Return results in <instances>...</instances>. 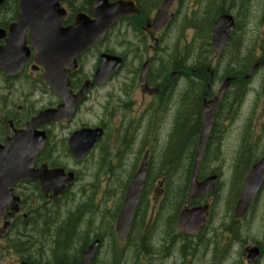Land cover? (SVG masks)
<instances>
[{"label": "flooded vegetation", "instance_id": "1", "mask_svg": "<svg viewBox=\"0 0 264 264\" xmlns=\"http://www.w3.org/2000/svg\"><path fill=\"white\" fill-rule=\"evenodd\" d=\"M110 1L115 2L118 0ZM132 1L135 2V5L130 10L134 13L120 19V23L124 27L121 30V42L123 45H116L115 42L120 40L116 37L113 38L110 34L105 40L95 43L87 53L78 59L79 68L70 75V88L73 93H78L86 82H92L91 90L87 93L79 109L99 90H101V94H107L110 90L111 81L117 80L114 76L110 77L104 84L93 82V76L102 54H118L123 59V68L129 67L130 72L134 75L149 58V51L154 46L151 35L153 31L146 29L148 22L153 20L160 7V2L158 0ZM178 2L180 1L178 0ZM62 4L68 10L65 26L72 24L79 12L94 17V7L89 0H62ZM78 4V10H75ZM179 6L180 3H177L174 9L176 20L178 14H180L178 10ZM249 27L250 25H248ZM166 28H164V31L154 34L157 37L158 46L149 63L148 75L151 72V64L161 58L159 55L160 50L164 48L168 49L171 46L172 33L168 31V37H163L164 32L167 30ZM192 35L193 31L191 32L190 30L184 33L185 43L183 50L185 51L184 56L188 57V64L190 63L189 57H191L189 43ZM248 40L250 41V38ZM248 55L250 56V48H248ZM203 56H206V52H203ZM248 64L249 73L250 61ZM202 66H204V69L202 70L203 77H200L201 85H197L196 88L198 90L204 87V89L197 95L195 112L191 110V82L190 78H187L185 83L186 90L184 91L181 103L182 110L178 112L176 120L173 121L175 124H173L174 132L181 131L182 144H195L197 135L199 140L200 133L203 130L206 108L211 106L210 102L218 94L225 79L232 77L231 86L216 109L208 141L209 147L221 144L230 146V142L226 139L227 137L224 140L222 139L221 133H228V126L223 127V125L225 121H228L229 124L235 118L239 106V94H250V77L246 83L242 80V85L240 86L238 82L240 74H237L238 69L235 68L230 71L227 62L224 63L223 60H220L217 63V67L213 70H210V65L203 64ZM190 70H187L188 74H190ZM42 73L43 70L33 67V63L30 60L26 64L24 71L16 77H7L4 76L3 72H0V76H3L0 78V145H5L8 142L6 151H9L13 146L16 132L25 129L33 116L42 110L57 108L63 102L62 97L57 95L49 85L42 81ZM28 85L32 86L33 92L30 89L26 91V86ZM131 85L135 90L137 89L135 79L131 80ZM173 86L174 83L170 82V94L174 97L175 91L172 90ZM36 91L38 99L32 101L28 97L32 93H36ZM177 105H180V102L170 104L173 120L175 119ZM71 123L64 119L42 127V129H45L50 134L48 143L51 142L52 137L56 138L59 142L58 145L55 143L54 146L50 143V147L49 145L47 146L48 143L46 144L38 154V164L48 163L51 166L54 164L55 167L64 166L65 164H62L60 159L65 154H68L71 160L74 161L68 146L69 135L75 129L88 126V124L83 123L81 126L77 124L73 131L65 133L63 127ZM96 126L102 127L105 130L107 123L101 119ZM149 139L151 138L148 132L147 142ZM246 141H248L247 147L250 150V132L249 138ZM60 142L64 149L60 147ZM0 155H2V152H0ZM233 161H243V158H234ZM74 162L76 163V161ZM248 171H250V164ZM198 177L202 180L208 176L200 175ZM168 184L172 186L177 185V190L173 188L172 190L176 191L175 193L179 192L181 194L180 201L185 197L182 207L186 204H189L191 207L201 205L208 207V215L203 227L193 229L192 231L181 229L178 222L181 211L178 213V206H181L182 203L179 202L178 206L176 205L177 207L170 205L172 199L168 198V188L166 186ZM223 185V180L217 177L213 194L203 195L192 202H188L186 198L188 187H190L188 177L184 176L182 178L178 175L174 176L165 173L155 174L150 169L129 233L124 240H119L123 263L264 264V225L260 226L257 225L259 222L250 221V209L246 220H232L228 215H223L222 208L219 206L220 196H218L222 191ZM23 186V184L18 185L17 190L25 191ZM126 192V189L118 191V194L121 196V205L125 202ZM111 227L112 223L110 221L103 220L96 222L94 216L88 233L93 240L99 239L101 244L102 242L104 244L110 243L115 237V231ZM69 239L70 241H74L73 238Z\"/></svg>", "mask_w": 264, "mask_h": 264}, {"label": "water", "instance_id": "2", "mask_svg": "<svg viewBox=\"0 0 264 264\" xmlns=\"http://www.w3.org/2000/svg\"><path fill=\"white\" fill-rule=\"evenodd\" d=\"M175 0H166L163 8L158 14V20H161V25L166 21L165 17L169 15L170 8L172 7ZM59 0H21L20 10L21 13L18 17V22L10 26V34L7 40L6 46L0 47V67L4 68L8 73L16 74L21 70L25 60L30 54V50L26 47V31L28 26L31 27V41L34 43L37 54L35 61L40 65L44 66L46 75L51 78L53 77L54 82L60 83L58 75L63 74L61 78L65 80L66 72L64 66L69 65L74 67L75 55H79L88 43H83L82 34L86 30H95L96 32H104L107 28L115 22V19L119 17L123 12L121 3L117 5H110L106 0H96V14L97 19L89 21L83 19L79 21L78 26H74L66 31L67 39L62 42L56 43V37L49 31L55 30L54 22H56L55 14H58ZM4 3V0H0V6ZM126 13V12H125ZM53 14V16L48 15ZM232 17L223 16L220 17L216 24L213 36V46L220 51L222 46L225 44L232 30ZM79 29V30H78ZM78 30V31H77ZM5 31L0 29V38H2ZM110 60V59H109ZM109 60L106 61L104 58L101 61L100 69L97 73V78H102L106 73L109 72L111 64ZM66 83V82H65ZM56 111H46L39 115V118L33 119L29 124L31 127H36L44 121L57 118ZM28 135V134H27ZM40 140L37 144H34L32 138L20 140V150H17L11 154L13 158L10 162L8 175H4L1 178L3 191L0 193V215L6 216L5 214L7 205L12 204V212L8 215L13 217L14 213L18 211V198H13L12 203L7 202V197L11 196V186L19 178L24 176H32L34 173L41 178L43 188L46 191H53L54 195L63 193L71 184L73 176L69 174L67 179H63L64 172L61 169L47 170L42 167L38 170L33 171L34 158L38 150L42 147L45 142L44 133L41 134ZM30 136V135H28ZM25 136V137H28ZM100 132L98 130L83 129L73 134L70 139L71 147L73 152L77 155L84 154L90 146L98 139ZM22 137H20L21 139ZM205 139L201 140L200 146L197 152V161L194 169V175L200 164L202 155L205 149ZM145 169L140 170L137 173V177L133 181L129 188L126 205L120 215L118 221V234L123 238L130 226L132 215L137 204L142 186L144 181ZM264 176V163L252 170L250 175V192L245 189L239 201L236 217H241L249 203H251L256 190L260 184L262 177ZM209 186L206 183H193L190 191V198H193L199 194L210 191ZM247 188V186H246ZM202 217L196 215L193 212H183L180 218V224L188 226H200ZM184 224V225H183ZM97 244L92 245L86 252V255L81 264H90Z\"/></svg>", "mask_w": 264, "mask_h": 264}, {"label": "rangeland", "instance_id": "3", "mask_svg": "<svg viewBox=\"0 0 264 264\" xmlns=\"http://www.w3.org/2000/svg\"><path fill=\"white\" fill-rule=\"evenodd\" d=\"M263 1L264 0H254L251 4L250 7V33L253 32V30H256L260 27L261 23V19L263 17ZM210 26V23L207 22L206 24V29ZM122 28H124L123 26H120L119 28H116L111 36L114 38L116 37L118 40L120 41H116L115 44L116 45H123V43L121 42L122 40ZM192 32V30H190ZM120 35V36H119ZM165 46V45H164ZM197 48H201L204 50L203 45H199L197 46ZM196 53V51L194 52ZM259 53V51L257 52ZM160 57L159 60L155 61V65H160L161 68L163 69V71H167L165 72V75H168L166 73L171 74L172 72V65L176 62H178L177 58H180L181 55L178 53V50L171 45L168 49L164 48L163 50H160ZM201 57H196L197 61L199 60ZM209 58L206 56L202 57L201 60V64L206 63V61H208ZM180 61V60H179ZM183 70V69H180ZM124 76L127 77V79L129 78V76H131L130 73V68L126 67L125 70L123 71ZM190 78V74L184 73L181 74V72L177 71V75L175 76V79L173 81L174 86L173 89L174 91L177 92L178 94V98L179 99L181 97V95H183L184 91L186 90L185 85L183 84V82L187 79ZM30 89L31 91H33L32 86L28 85L26 86V90ZM264 69L262 71H260L258 73V75L254 78L253 82L250 84V106L248 105V103H246L243 111L246 112V115L244 116V118H246L250 111H252V107L256 101V99H260V105L257 108V110L263 111V107H264ZM36 98V96H33ZM248 97V98H249ZM35 98H32V100H35ZM109 99V97L107 95H104L101 97V90H99L98 92L95 93L94 97L92 99H90V101L86 104V106H84V108L79 112L76 120L74 122H91V123H95L98 122L97 121V115H98V120L102 119V118H106L108 120V122H110L109 127H110V132L109 135L106 139V144L102 146V148H100V152L101 154H103L106 157V165L108 168L103 169L102 165L100 163V159L98 157V150L96 151V153L88 160L86 161V163L84 165H81L83 172L80 178V181L78 183V185L76 186V188L74 189V192L70 195V196H66L65 198H62L61 200L57 201L54 203V211L56 212L57 209H61L64 213H66L69 209H71V207H73L76 203H78L81 199H85V195L89 194L88 190H89V185L90 183L92 184H96L95 189H97L96 191V197L97 199H107L108 195H105V190H109L107 186H109L110 188L113 186L114 180H112L113 178L116 177V179H118V181H120L121 184V179L123 178L124 174L127 175L129 172H131V168L135 162V158H136V154H137V148L134 151V155L133 153L128 154L127 158H124V156L122 155L120 158L116 157V154L119 152V149H122V147H114V145L116 144L117 138H115V136L119 133L120 128L118 126V124L120 123L121 126L123 125V122L125 123V125L129 128L133 127V122L130 118L131 114L136 115V118H139V116L141 115V113L143 112V109L146 107L147 103H150L152 100L151 98H144L140 92L137 91V93L133 92L130 95V100L132 101V104L130 105V107L127 110H124L123 112L121 111V107H117L119 109V114H116L115 116H113V118L110 120V116H109V111L107 108H104L105 103L107 102V100ZM160 102H158L154 108H156V106H159ZM112 107V106H109ZM126 115V117H124ZM228 125V121H225V126ZM253 125H254V135L252 136V138L254 139L256 135H258L260 133V131L262 130V127L264 125V117L262 116V114H258L255 116V119L253 121ZM168 128H172V124L168 125ZM171 131V129L169 130V132ZM127 162V168L122 170V167L119 165L123 164ZM160 160H156L155 164H154V169L155 171H159L162 169V164H160ZM185 167H186V162H184ZM159 165V167H158ZM180 167V169H178ZM181 168H183L182 166H178L176 168L175 171L170 169V165H166V167H164L162 169V172L165 174H172L174 176H181L182 170ZM125 172V173H124ZM116 173H118L116 175ZM105 178V180L103 181V179ZM154 178V176H153ZM180 178V177H177ZM176 178V179H177ZM173 179H175V177H173ZM120 184L118 186V188L120 187ZM173 189L177 190V185L172 186ZM176 192V191H175ZM172 190V193H175ZM107 194H111V193H107ZM227 192H225V194L223 195V197L221 198V201L219 202L220 207L225 206V204H227V199H228V195H226ZM114 196V200L117 201L120 198V195L118 193L113 194ZM37 196H33L30 195L28 196V202L29 203H33L32 206L37 205L38 202L42 201V203H44V201L46 200H37L36 199ZM76 197H79V199L77 201H71V199H75ZM173 198V197H172ZM109 201L105 202V204H110V199H108ZM112 207L110 208H101L102 212L104 211L103 209H105V211L107 210H111ZM31 207L28 205V203L26 204V209L25 212L30 211ZM259 210L257 211V216H261L262 215V211L263 209L258 208ZM44 210V209H43ZM107 216L109 215L108 212L105 213ZM47 218H49L48 215H46ZM256 220L254 217L250 216V221H254ZM260 220V218L258 219ZM19 228L25 227V233L29 234L32 231V224H28V226H25L23 224H21L19 222ZM1 226V225H0ZM19 228H15L14 232H13V237L14 238H10L9 236H6V238H2L1 240V250L2 252H0V264H17V259H19L21 256L19 252L23 251L25 252L24 254L26 255H30V257L32 259L35 258H40V256L38 255L37 252L40 251V249H43L46 247V250L48 252L49 247L52 244V239L50 237H47L48 234V229L45 225H43V223H41V225L39 226V234H37V236L39 235V238L37 239L36 242H34V246L31 248H28L29 251L26 250H19V246L16 244H13L14 240H15V234L16 231ZM5 247L7 252H5ZM62 256H65V253L63 251H60ZM33 254L34 257H33ZM47 257L44 256L45 261H41V262H46ZM111 258H108L107 260V264H111ZM36 260V259H35ZM112 264H120L119 261H112ZM169 264H171V262H169Z\"/></svg>", "mask_w": 264, "mask_h": 264}, {"label": "trees", "instance_id": "4", "mask_svg": "<svg viewBox=\"0 0 264 264\" xmlns=\"http://www.w3.org/2000/svg\"><path fill=\"white\" fill-rule=\"evenodd\" d=\"M187 152H188V146H187V144H181L179 146H175L174 149L171 151V153H170L169 156L172 159H174V163L172 165H170L172 167V170L173 171H175L176 168L179 165L182 166V167H185V164L184 163H181V161H183L187 157V155H186ZM166 165H164V167H166ZM178 169H180V167ZM65 233L68 235V237L70 236V230H68ZM71 234H72V231H71Z\"/></svg>", "mask_w": 264, "mask_h": 264}, {"label": "bare ground", "instance_id": "5", "mask_svg": "<svg viewBox=\"0 0 264 264\" xmlns=\"http://www.w3.org/2000/svg\"><path fill=\"white\" fill-rule=\"evenodd\" d=\"M219 183V182H218Z\"/></svg>", "mask_w": 264, "mask_h": 264}]
</instances>
